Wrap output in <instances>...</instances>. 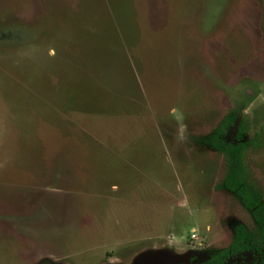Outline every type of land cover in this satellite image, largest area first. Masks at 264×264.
<instances>
[{
	"label": "rangeland",
	"instance_id": "374dc122",
	"mask_svg": "<svg viewBox=\"0 0 264 264\" xmlns=\"http://www.w3.org/2000/svg\"><path fill=\"white\" fill-rule=\"evenodd\" d=\"M230 110L264 197V0H0V135L50 165L0 204V264H196L252 230L203 143Z\"/></svg>",
	"mask_w": 264,
	"mask_h": 264
},
{
	"label": "trees",
	"instance_id": "16d2710c",
	"mask_svg": "<svg viewBox=\"0 0 264 264\" xmlns=\"http://www.w3.org/2000/svg\"><path fill=\"white\" fill-rule=\"evenodd\" d=\"M236 119V111H228L203 143L221 154L225 162L222 181L216 187L233 194L250 213L255 231L241 222L233 223L230 244L210 250L207 258L196 264H264V197L250 179L245 164L246 153L260 145L261 136L255 133L253 137L245 138L249 124L244 116L236 125L233 138L228 140Z\"/></svg>",
	"mask_w": 264,
	"mask_h": 264
},
{
	"label": "crops",
	"instance_id": "0c3cea01",
	"mask_svg": "<svg viewBox=\"0 0 264 264\" xmlns=\"http://www.w3.org/2000/svg\"><path fill=\"white\" fill-rule=\"evenodd\" d=\"M57 92H60L57 89ZM35 98V97H34ZM39 101V103L35 105L34 114H33V126L35 127L36 131H40L41 133L45 134L43 136L44 142L47 141V136L50 135L52 137L53 126L48 124L47 116H44L46 102L43 101V97L39 96V98H35ZM6 124V123H4ZM31 125V126H32ZM39 126V127H38ZM4 127V126H3ZM50 128L52 132L47 133V128ZM38 128V129H37ZM53 128V129H52ZM54 133V132H53ZM19 135L14 131L13 133L4 137L3 134L0 135V204L2 202H6L9 204V209L11 211H16L21 209L23 206L22 196H21V189L26 188H33L38 187L37 181L33 182L30 179V176H37L41 172L46 171L44 168L48 169L50 165L46 163V154L42 153L41 159L38 163V166L35 167L34 171L37 173L36 175L32 174L33 170L30 171L32 161L27 160L26 162L30 164L29 168H26L22 160H18L17 157L14 155V139ZM13 150V151H12ZM12 152V155H11ZM41 154V153H40Z\"/></svg>",
	"mask_w": 264,
	"mask_h": 264
},
{
	"label": "flooded vegetation",
	"instance_id": "af4514ba",
	"mask_svg": "<svg viewBox=\"0 0 264 264\" xmlns=\"http://www.w3.org/2000/svg\"><path fill=\"white\" fill-rule=\"evenodd\" d=\"M250 230V229H249ZM251 231H255L254 229H252ZM231 239H232V230H231ZM230 242H231V240H230ZM230 242H229V244H230ZM228 244V245H229Z\"/></svg>",
	"mask_w": 264,
	"mask_h": 264
}]
</instances>
